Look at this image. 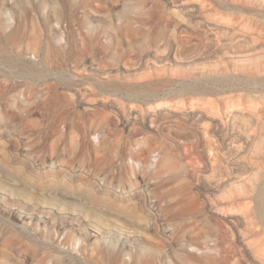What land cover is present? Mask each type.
<instances>
[{"label": "rangeland", "instance_id": "rangeland-1", "mask_svg": "<svg viewBox=\"0 0 264 264\" xmlns=\"http://www.w3.org/2000/svg\"><path fill=\"white\" fill-rule=\"evenodd\" d=\"M259 63L264 0H0V264H264Z\"/></svg>", "mask_w": 264, "mask_h": 264}, {"label": "bare ground", "instance_id": "bare-ground-1", "mask_svg": "<svg viewBox=\"0 0 264 264\" xmlns=\"http://www.w3.org/2000/svg\"><path fill=\"white\" fill-rule=\"evenodd\" d=\"M174 18V17H173ZM175 23H177V22H175ZM180 25V24H179ZM177 26V25H176ZM180 28H181V26H179ZM185 27V26H184ZM180 31V30H179ZM175 32H176V28H173L172 29V35H174L175 36ZM177 38V37H176ZM259 40V38L258 37H254V36H251V38H250V42H251V48L249 49V51H255L254 53H257V52H260V51H263V49L262 50H260L261 49V47H263V46H261V43L258 41ZM169 41V40H168ZM176 42L178 43L179 42V39L177 40L176 39ZM165 43V42H164ZM209 43V42H208ZM218 45H220L221 47H223L224 49H227V47H226V45H225V43H222V42H220V41H218V43H217ZM225 45V46H224ZM209 47H207L206 48V50H205V48H204V51H203V53H206V52H209ZM175 50V48H174V44L170 41V42H168L167 43V45H166V51H167V54H171L173 51ZM197 52H199V51H197ZM231 52H236L235 51V49H232V51ZM202 53V52H201ZM174 54L175 55H173L174 56V59L177 57L176 56V52L174 51ZM261 62V61H260ZM255 72H256V83H257V85L258 86H261L262 88L264 87V63H259L258 65H256V67L253 69ZM252 72V71H251ZM253 131V130H252ZM251 131V132H252ZM245 133V132H244ZM240 143H241V140L239 141ZM239 143V145H241ZM238 146V145H237ZM243 146V145H242ZM211 147V146H210ZM238 148H239V146H238ZM240 149V148H239ZM210 153V152H209ZM212 153V152H211ZM212 156V155H211ZM210 156V157H211ZM215 160V159H214ZM264 180V179H263ZM259 204V203H258ZM264 239V238H263ZM259 244L260 245H263L264 246V240H261L260 242H259ZM229 248V247H228ZM231 248V247H230ZM227 259V258H226ZM232 260V259H231ZM233 263H234V261H233Z\"/></svg>", "mask_w": 264, "mask_h": 264}]
</instances>
